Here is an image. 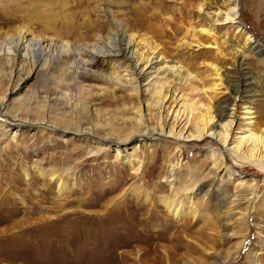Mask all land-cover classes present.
<instances>
[{
  "label": "rangeland",
  "instance_id": "obj_1",
  "mask_svg": "<svg viewBox=\"0 0 264 264\" xmlns=\"http://www.w3.org/2000/svg\"><path fill=\"white\" fill-rule=\"evenodd\" d=\"M213 1L36 0L38 10L46 12L38 18L29 11L31 0H0V42L20 28L44 42L64 39L78 45L97 35L106 38L112 31L114 42L125 48L132 36L141 45L143 36H152L148 33L152 28L159 32L170 63L192 74V82L180 83L167 69L162 76L186 103L197 105L202 118L209 117L202 104L213 111L230 110L237 92L240 116L248 118L247 110L253 108L264 126V0H241L242 22L263 47L257 50L261 56L246 48L243 61L235 56L246 47L245 34L228 26L212 33L211 23L200 14L199 5ZM56 56L19 86L8 106L0 104V264H264V170L236 164L224 153L226 168L236 178L215 171L211 147L219 151L222 147L211 137L182 147L172 138L137 137L120 147L98 144L90 134L52 131L47 126L69 122L92 128L97 136L125 140L151 135L160 123L157 109L150 110L151 125L136 122L133 108L142 100L150 103L151 96L132 97L121 82L113 87L111 64L99 62L95 71L103 77L87 73L77 88L70 84L71 70L66 67L69 62L75 65L72 52ZM125 63L117 62L122 76ZM212 65L222 67L226 78L217 94L212 90ZM5 67L0 66V97L19 85L28 71L14 74L10 84ZM86 102L91 111H83ZM16 113L43 119L47 126L29 125L13 136L15 128L10 127L17 122ZM50 174L66 178L65 193L50 182ZM242 181L254 190L240 188ZM244 196L253 201L251 206ZM166 199L188 203L195 217L175 219L163 204ZM111 210L133 216L128 220L118 213L108 216Z\"/></svg>",
  "mask_w": 264,
  "mask_h": 264
},
{
  "label": "bare ground",
  "instance_id": "obj_2",
  "mask_svg": "<svg viewBox=\"0 0 264 264\" xmlns=\"http://www.w3.org/2000/svg\"><path fill=\"white\" fill-rule=\"evenodd\" d=\"M31 2H33L29 4V11L31 10L30 12L32 13L31 15H35V17L38 18L39 15L44 17L46 12L38 10V6L35 5L36 0H31ZM54 2L55 1L48 4H53ZM240 3L241 0H214L211 3L204 2L203 4L199 5V12L211 23L212 33L213 31L215 32L219 26H228L229 29L232 28L238 33L245 34L246 47L237 50V56H235L236 58H241L243 61V59L247 57L246 48L256 52L257 50H262L263 47H261V44L259 43V38L252 34L244 26L241 19L242 12ZM57 14H59V12ZM40 18L44 20L42 17ZM56 20L57 19H55V21ZM59 20L61 19L59 18ZM97 21L99 20L97 19ZM126 28H130V26L126 24ZM23 29L24 28H20L17 31L15 30L13 34L10 36L8 35L6 41L0 42V66H2L4 63L6 64L5 68H7V70L10 72V84L14 78V74L23 76L22 72H24L25 69H28L22 80L20 79L21 83L16 87H8L9 89H7V91H5V93H3V95L0 97V104H2L4 107L8 106L10 99H12L17 94L19 86L21 87L24 83L29 82L32 78L40 73V70H43L46 66L51 65L54 59L59 58L56 55L59 52L64 51L67 55H70L72 52L73 61L75 64L74 67L73 63L71 64L70 62L66 65V67L71 70L69 77L70 84H75L77 88L82 87L83 79H81V77H84L87 73L100 74L99 77L101 78L103 77L104 73L95 71L99 62L111 64V73L109 77L112 78L113 87L118 85L116 83L121 82L120 87L122 86V83H124L125 87L130 92V96L132 97H136L141 100L140 97L143 95L145 96V94L151 96L152 101L150 103H146L142 100V102L140 101L141 106L133 108L135 112L134 119L136 122H143L145 124L149 123V125H151L150 122L153 115H151L152 113L150 110L157 109L156 111H159L158 115L160 117V123L151 135L147 133H141L135 137L133 135V137L121 140L117 139L116 137L109 138L107 136H97L94 133V129L83 126L82 124L73 125L72 123L66 122L69 126H60L57 124H51L52 126H47L46 121L43 119L32 120L30 118L21 116L20 113H16V115H14V119L17 122H13V125L10 127V129L15 128L11 131L13 136L17 135L18 130H23L29 125H33L39 128L42 126H47L52 131L58 129L68 130L73 132L75 135L90 134L92 136H96V140L99 139L97 141L98 144H101V142H104L107 144V146L119 144L120 147H122V144H126L137 137V139L150 137L155 139L172 138L171 140L173 142L180 144L178 147L185 146V144H187L189 141H202L208 137H211L215 141L216 145L222 147V150L220 151L217 148L215 149L214 146L211 147L213 167L215 171H218L221 174H228L229 178H236V174L231 169L226 168V165L223 161L224 153H226L225 155L232 157L236 164L248 163L257 169L264 170V126L259 122L260 116H258L256 112H253V108H248L247 111H249V115L248 118H246L248 121L244 122V120H246L243 119L244 115L240 116L241 111L238 112V107L241 102L238 96L239 94L235 92L233 95L234 97H232L234 105L230 110L228 107L221 112L218 110L213 111L215 110L213 107L211 109L210 107H206V105L202 104L205 111L208 112L207 115H209L207 119L202 118V113L199 111V108H197V105L186 103V101L182 99L183 96L176 92L174 85L168 80V77L166 76L165 78L162 76V71L167 69L169 72L174 74V76L179 77L180 83L181 81H184L186 85H190L192 82V74H188L187 72L184 73L181 68L170 63L168 54L165 51L166 49L163 48L161 40L157 38H160L158 35L159 32L155 33L153 29L150 28L151 31H148V33L152 36H143L140 40L141 45L136 40V37L132 36L130 37V43L125 48H121V46L117 43L118 41L114 42L116 39L114 40L112 38V31L109 32V35L106 38L102 35H97L95 36L96 39L92 42L78 45L76 42L72 44L64 39H61L62 41H56L53 39V42H44L37 38V36H34L35 34L32 31L27 35L25 32H23ZM202 30L204 33L207 32L206 29ZM128 31L130 30L128 29ZM54 32L56 33V31ZM116 36L114 38H116ZM153 38L156 39L154 40ZM55 41L56 43H54ZM259 51H257V54L258 56H261L263 50L261 52ZM123 59L127 61V63H125V68H121L123 69V73L126 74L124 76H122L121 73L117 71V62ZM18 63L26 64L29 67L24 68L18 65ZM58 64L60 65L61 63ZM212 67L215 76V80L212 83V90L213 94H217L219 88H221V85L225 84L224 81L226 78L223 77L224 72L222 71V67L217 65H212ZM97 69L99 70V68ZM100 72L102 71L100 70ZM183 74L186 75V78L183 77ZM60 93L66 96L65 92L60 91ZM253 99L254 98H250V100ZM84 104L86 107H82L83 111H89L91 106H89L87 102ZM49 123L51 122L49 121ZM191 126H194L193 128H195L196 132L191 131ZM134 171V174L138 175L140 167L134 169ZM42 172L40 175L44 176ZM170 172H174V170L172 169ZM48 177L50 178L51 183L53 182L57 184L60 194H63L67 191L68 186L65 177L57 176L56 174H50ZM221 181H223V179ZM244 184V181H242L241 184H239L240 188L254 190L252 184L247 183L248 186L246 185V187H244ZM182 190L185 192L188 191L187 187L183 188ZM179 193L180 191H178L176 195H179ZM251 195H255V193L253 192ZM192 200L194 201V198H191V201ZM244 200L250 206L252 205L253 201H250V197L244 196ZM163 204L165 205L169 214L177 220H181V218L191 214H194L195 217L196 211L192 210L191 205L189 206L188 203L185 204L183 202H178L177 200L166 199L163 201ZM261 205L264 207V200H262ZM117 213L118 217H122L121 219L123 220L124 218L128 220L133 216V213H126L123 214V216H119L120 212H117L116 210H111L108 216L116 215ZM253 259L256 260L255 257H253Z\"/></svg>",
  "mask_w": 264,
  "mask_h": 264
}]
</instances>
